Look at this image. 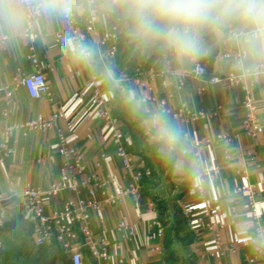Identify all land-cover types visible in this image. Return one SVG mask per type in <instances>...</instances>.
Returning <instances> with one entry per match:
<instances>
[{
	"label": "crops",
	"instance_id": "0c3cea01",
	"mask_svg": "<svg viewBox=\"0 0 264 264\" xmlns=\"http://www.w3.org/2000/svg\"><path fill=\"white\" fill-rule=\"evenodd\" d=\"M86 15L87 12L74 14L75 24L81 31H84ZM114 22L99 18L97 32L93 41H89L99 45L103 34ZM38 27L42 34L35 43L34 51L38 68L47 78L49 95L33 99L26 88L17 84L21 77L33 71V65L27 59L29 41L23 37L19 42L0 46V83L15 88L8 117L0 114V132L7 124L23 122L40 115L48 118L57 113L59 118L54 127L33 130L26 137L17 135L14 139L4 141L14 147V153L0 163V194L7 191L9 181L21 188H48L58 180L61 158L57 152L56 137L57 129H61L69 143L85 154V176L100 174L109 181L112 191L134 183L140 186L141 195L138 198L127 197L116 205L91 212L88 226L97 246H107L114 258H122L127 264H245V259L251 253L248 236L246 233L234 232L230 226L231 214L223 202V193L243 184H253L257 190L264 225V134L252 139L242 133V101L245 95L242 88L227 89L222 84L197 79L185 80L182 87L176 89L166 87L163 78L158 75L152 81L155 99L149 102L150 107H159V102L164 100L170 119L182 126L191 143H202L199 156L204 160L205 167L218 166L221 170L217 177L205 176L201 182L196 183L188 175L177 173L173 164L162 161L157 152L153 153L155 147L144 134L145 130L138 118L130 115L119 90L110 88L99 71L75 62L70 56L62 55L56 35L60 32L64 35L71 33L65 20ZM124 46L120 39L117 53L109 63L117 75L123 74L126 77L127 84L144 93V89L136 84L138 75L158 73L160 69L153 60H144L145 63L139 65L126 64L120 69L117 59ZM109 47L110 43L100 46L102 52H107ZM204 64L208 69L207 77L224 73L212 59L206 60ZM201 87L204 92L199 93ZM188 89L190 94H186ZM82 93L85 95L82 96ZM104 99H108L106 105ZM254 99L258 115L264 122V83L255 84ZM181 103L193 111L203 110L205 115L197 121L182 124L173 117V112ZM104 107L108 108L125 132L124 149L130 161L129 167L123 165L122 156L118 154L112 140L111 125L106 123L99 112ZM224 132L233 135L229 149L230 161L226 158V149L222 144L208 142V139ZM97 161L102 163L100 168L95 166ZM230 162L232 166H229ZM243 170L248 172L247 179L238 173ZM163 175L170 183L171 194H177L173 199L179 206L176 213L171 212L167 216H163L160 211L159 200L153 191L156 185L154 178H163ZM199 187L204 190L207 207H215L213 200H219V205L224 209L223 216L205 213V204L198 197ZM83 194L86 196L85 192ZM70 197L72 193L64 192L47 199L45 212L49 214L52 209H61ZM0 206L3 207L0 216L2 264L6 250L5 238H23L25 245V239H30L32 226L23 214L20 201H3ZM185 206L192 209L191 215L185 214ZM232 207L236 208L240 218L249 216L245 195H238ZM121 221L134 226V235L127 239L121 238L116 229ZM159 226L163 228L162 235L158 234ZM73 231L75 239L67 238V249L57 240L56 235H52L50 241L42 247L51 251L60 249L70 264L69 248L78 247L83 256L82 264H103L93 257L80 224L74 223ZM215 235H219L223 244L233 245V249L221 259L206 255V251L213 245Z\"/></svg>",
	"mask_w": 264,
	"mask_h": 264
},
{
	"label": "clouds",
	"instance_id": "9594fccd",
	"mask_svg": "<svg viewBox=\"0 0 264 264\" xmlns=\"http://www.w3.org/2000/svg\"><path fill=\"white\" fill-rule=\"evenodd\" d=\"M77 12L114 20L130 59L153 60L166 87L180 89L185 80L199 79L208 59L241 86L264 83V0H0V46ZM63 45L72 60L99 71L121 92L162 161L193 182L202 181L205 162L167 109L150 107L149 97L104 63L93 42L70 33ZM250 239L264 251V229Z\"/></svg>",
	"mask_w": 264,
	"mask_h": 264
},
{
	"label": "built area",
	"instance_id": "2783aa9c",
	"mask_svg": "<svg viewBox=\"0 0 264 264\" xmlns=\"http://www.w3.org/2000/svg\"><path fill=\"white\" fill-rule=\"evenodd\" d=\"M98 17L87 12L84 20V31H81L75 24V16L65 20L66 25L71 29V34L78 35L89 41H93V36L97 32ZM42 34V30L37 27L34 31H30L24 37L29 41V52L27 59L33 65V71L21 77L17 84L26 88L28 95L33 99H41L49 95V87L47 78L42 70L38 68V59L36 57L34 46L39 37ZM64 33L60 32L56 35V42L62 51V55L65 57L70 56L67 49L63 45ZM121 39L119 27L116 22L112 24L109 30L102 36L99 45L110 43L109 50L102 52L99 45L103 62L109 63L117 53V45ZM199 79L212 84H222L225 88L240 87L244 91V99L242 106L244 109L242 117V133L252 139L258 138L264 134V122L258 115L257 105L254 99L255 85L241 86L233 82L231 76L227 73L220 75H208L207 66L203 65L199 69ZM158 76L162 77L161 72L158 73L147 72L146 75L140 74L136 79L138 87L144 89V93L149 97V102L154 101V91L152 87V81ZM163 78V77H162ZM164 84V83H163ZM89 86V85H88ZM15 88L0 83V114L7 118L10 112V107L13 103ZM204 92V88L199 89V93ZM85 93H82L84 96ZM101 101V100H100ZM108 99H104L103 103L106 105ZM159 107L167 109V103L162 100L158 104ZM100 114L103 116L106 123L111 125L112 128V140L117 148L118 154L122 156V163L125 167L130 166L129 158L126 156L124 149L125 132L118 125V121L111 115L107 107L101 109ZM205 115L202 111H193L185 103H181L178 109L173 112V117L182 124H189L197 121ZM59 118V114L54 113L50 117L46 118L42 115L36 116L32 119L5 125L2 131V138L4 139L0 143V163L4 162L6 158H9L14 153V147L5 144V140L8 138H15L17 135L26 137L29 132L37 129H49L56 125V121ZM146 135V132H144ZM188 136V134H187ZM148 138V136L146 135ZM57 152L61 158V166L59 177L54 184L52 183L48 188H31L18 187L13 181H9L8 189L5 193L0 194V203L10 202L18 200L22 204L23 214L28 219L32 226V232L30 238L35 246H42L46 242L50 241L52 235H56L58 241L62 242L64 247L68 248L67 238L75 239L73 231V224L78 223L81 226L84 237L87 239V243L90 246L93 257L103 264H127L122 258H114L109 252L107 246H97L92 238L91 230L88 226V220L91 212L100 211L105 206L116 205L124 198L132 197L138 198L141 195L140 186L137 183L130 184L127 187H118L115 191L110 190L109 181L104 179L100 174L86 175V166L84 163V153L81 149L72 146L68 137L61 129H57ZM233 135L224 132L219 133L208 139L209 143H220L226 149V158L228 161L232 160L229 154L230 146L232 145ZM196 149L197 154H200L202 143H192ZM97 168L102 166L101 161L95 163ZM229 166H232L231 162ZM221 170L218 166L205 167L203 178L205 176L217 177L220 175ZM243 174L247 179V170L238 171ZM64 192L72 193L70 197L61 209L53 210L47 214L45 212V201L51 197L58 196ZM86 193V196L83 193ZM245 195L246 205L248 208L249 216L240 218L235 207H232L234 199L238 195ZM198 197L202 203H206V197L204 190L199 187ZM215 207H207L204 205V211L206 214H213L217 217H221L224 214V209L219 205V200L214 199ZM223 202L230 210L231 218L229 220L230 226H232L236 233H246L248 236V246L251 248V253L245 259V264H264V251H257L251 244V237L256 234L257 231L264 229V225L261 220V213L259 210V200L257 196V190L253 184H243L235 187L234 189L227 190L223 193ZM186 215L192 214V209L188 206L184 207ZM3 214V207L0 206V216ZM198 220H202L199 218ZM1 223V217H0ZM157 225L158 223L155 222ZM116 229L120 232L121 238L127 239L134 235V226L128 225L126 222H119ZM158 234H163V228L159 226ZM233 249V245H225L221 241L219 235H215L213 245L206 251L207 256L223 258L228 251ZM71 254V264H82L83 256L78 247L69 248ZM139 264H151L149 262H141Z\"/></svg>",
	"mask_w": 264,
	"mask_h": 264
},
{
	"label": "rangeland",
	"instance_id": "374dc122",
	"mask_svg": "<svg viewBox=\"0 0 264 264\" xmlns=\"http://www.w3.org/2000/svg\"><path fill=\"white\" fill-rule=\"evenodd\" d=\"M128 54L127 48L124 46L123 50L120 51L117 62L120 64ZM131 63L139 65V63H145V61L141 59H129L126 64ZM2 131L0 132V143L4 140L2 138ZM153 153H156V151H153ZM163 176V178H154L156 185L153 191L159 200L158 207L160 211L163 213V216H167L171 212L176 213L179 206H177L174 202L175 199H173L177 194H171L172 188L170 183L165 179V175ZM31 240V238L25 239L24 245L23 238H5L4 243L6 244V250L2 264H70L60 249H53L51 251L42 246L36 247Z\"/></svg>",
	"mask_w": 264,
	"mask_h": 264
},
{
	"label": "trees",
	"instance_id": "16d2710c",
	"mask_svg": "<svg viewBox=\"0 0 264 264\" xmlns=\"http://www.w3.org/2000/svg\"><path fill=\"white\" fill-rule=\"evenodd\" d=\"M130 59V57H129V54L126 56V58L122 61V62H120V66H119V68L121 69V68H124L125 67V65H126V63L128 62V60Z\"/></svg>",
	"mask_w": 264,
	"mask_h": 264
}]
</instances>
